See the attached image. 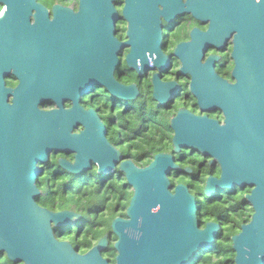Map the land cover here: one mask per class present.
<instances>
[{
	"label": "water",
	"instance_id": "obj_1",
	"mask_svg": "<svg viewBox=\"0 0 264 264\" xmlns=\"http://www.w3.org/2000/svg\"><path fill=\"white\" fill-rule=\"evenodd\" d=\"M116 0H80L73 16L67 14L65 26L58 23L59 14L51 23L47 40L51 44L56 72H73L75 90L89 86L105 88L113 98L123 102L136 99L135 86L119 84L114 72L119 52L131 48L127 60L137 67V59L148 63L147 51L154 65L153 54L160 49V29L156 5L159 0H126L123 19L128 23L129 40L118 43L116 24L120 19ZM165 7L172 0H160ZM217 22L237 32L234 71L237 85L214 77L194 60L191 70V92L203 112L221 110L225 123L207 116L191 115L180 110L171 120L173 153H161L147 167H138L125 160L107 139V129L95 110L83 111L78 106V93L72 97L69 112H40L36 103L39 94L15 95L8 104V91L2 81L13 72L21 78L19 88H36L40 31L33 22L34 12L41 11L36 0H0L5 11L0 15V253L13 264H108L101 253L107 249L108 236L86 255H79L68 242H59L54 229H64L81 215L71 210L51 212L37 204L40 191L35 188L40 169L51 151L72 153L75 163L61 161L60 166L74 175L87 173L98 163L99 175L108 176L117 168L133 189L126 218L116 217L111 229L117 264H190L199 251L210 249L216 242L218 224L199 220L196 196L187 186L172 185L170 175L179 170L175 154L183 149L211 158L220 168V177L208 176L203 195L228 190L252 188L247 203L254 210L251 222L241 227L232 238L235 264H264V0H216ZM137 35V41L135 37ZM148 36L144 43L142 36ZM82 38L85 44H81ZM67 41L70 44H62ZM148 44V45H145ZM72 51L70 52V48ZM203 52L201 47L198 52ZM67 52V54H66ZM201 57V56H200ZM67 62V64L65 63ZM185 66H187L185 64ZM45 70V69H43ZM169 85H158L155 78L154 99L159 108L172 99L162 95ZM68 96H45L58 105ZM44 97V96H43ZM33 99L34 105H28ZM80 132H75L79 128ZM186 173H191L186 169ZM141 234L139 239L137 235Z\"/></svg>",
	"mask_w": 264,
	"mask_h": 264
},
{
	"label": "flooded vegetation",
	"instance_id": "obj_2",
	"mask_svg": "<svg viewBox=\"0 0 264 264\" xmlns=\"http://www.w3.org/2000/svg\"><path fill=\"white\" fill-rule=\"evenodd\" d=\"M36 3L41 6V11L38 14L36 11L33 13V22L36 23L37 28L40 31L38 41V44L40 45V56L38 60L47 65L43 67V64H40L38 77L35 81L36 88L34 90L27 89L26 86L19 88L22 80L13 72L3 77L2 81L4 83V89L8 91L9 99L11 98L12 102H14L15 95L30 96L35 93L40 95L39 102L36 103L38 111L43 113L57 112L58 110L69 112L75 105L72 97L75 93H78L80 97L78 106L81 107L83 104L84 107H81L83 111L93 109L99 114L101 120L106 126L109 143L121 152L125 160H131L138 167L142 168L147 166H144L143 164L139 165L134 161V158L135 160H138L137 156L144 153L143 150L139 148L140 145L143 143L147 145L152 140L155 125L163 127V124H167L168 129L170 130L171 120L177 116L180 110H186L191 115L195 116H207L210 120L217 121L221 125L225 123L226 116L221 110L217 109L203 112L198 104V99L191 92L194 81L191 70L194 68L195 59L199 60L197 64L200 68L208 64L206 71L211 73L214 77L227 82L230 86H233V81H236L234 75L236 68V61L234 58L235 44H250L249 42L237 41V32L233 31L231 26L227 24H218L216 0H172L167 7H165V4H163L162 1H158L156 8L161 46L158 53L153 54L154 59L160 57L157 60V65H154L153 59L150 57V51H147L148 63L142 64L141 59L138 58L137 67L131 66L127 60L131 48L120 50L118 55L119 64L114 72L116 81L125 87L135 86L139 92L136 99L130 102H123L120 99L113 98L107 93L105 88H99L98 86L92 88L93 93L84 96V93L86 92L85 90L88 91L89 86H83L80 89L81 91H79V89L75 90L74 75L72 71L66 74L56 72L58 69V63H60L56 61L62 59L55 60L52 55L53 50L51 44L61 43L57 41H48V35L43 33V29L49 31V27L46 23L49 24L53 22L57 15L56 13L59 14L60 18L58 23L65 26V18L67 14L73 16L78 13L80 0H36ZM125 4L126 0H116L114 2V6L120 17L116 24L115 37L118 40V43L121 44H125L129 40L128 23L123 19ZM3 11H5V6L0 5V13ZM141 39L144 43L148 42V36L146 35L142 36ZM135 41H137V35ZM62 44L70 43L65 41V43ZM81 44H85L83 38ZM201 47H204V51L198 52ZM71 51L72 47L70 48V52ZM65 63L67 64V62ZM185 64L187 66H185ZM155 78L158 85H169L170 87V89L162 90L163 96L170 95L172 98L163 108H159V103L154 99ZM55 95L70 96L65 98L60 106L54 99L45 97ZM34 103L33 99H30L28 105H34ZM68 103H72L73 107L71 109L67 107ZM118 107L123 109L121 113L135 115L136 120L138 121L131 131L129 141L130 147H127V150L125 151H122L121 149L125 146L128 140L126 141L125 138H122V133L124 134V132H128L127 128L114 119L106 120L109 115L105 116V113L109 111L115 113ZM155 108L158 109L159 112L168 116V119L161 122L154 121L153 112ZM117 125H119L120 131L113 136L112 129ZM81 129L82 128L80 127L75 132H80ZM174 133L175 132L170 130L169 136L172 149L168 154L173 153ZM109 137H112V139H109ZM146 153H148V145ZM174 156L176 158V163L179 166V170L172 172L170 175L174 187L184 185L188 187L190 193L195 191L194 184L199 183V176L201 175L203 167L210 177H216V175H212L211 172H216V169L219 168V166L217 164L212 165L211 158L187 149L181 150ZM73 160H75V157L72 153H56L55 151H51L48 154L45 163H37V168L40 169L37 182L41 187L45 184L47 185V188L44 191H40V195L36 200L40 207L51 212H60L53 210V205H47L50 201H48V199L51 198V194L59 191L67 192L70 188L78 187V183L76 182H84L82 184L84 186L88 184L90 176H100L98 171L93 170L94 167L87 173L74 175L70 170L64 169L60 166L61 161L73 164ZM198 160H200V164L197 163ZM186 169H190L191 173H186ZM42 177H46V179L42 180ZM118 178H123L125 181L124 184L127 186V192H133V189L126 184V178L119 171V168H117L112 174L105 176L104 179H99L97 184L107 186L109 182L117 181ZM181 178L186 182L177 184L173 183L175 179L180 181ZM61 180L64 182L59 183ZM200 186H202L204 190L205 183L200 181ZM128 188L132 191H128ZM251 192L252 188H239L235 193L231 194V196H234L243 193L239 205L237 204L235 207L234 200H230L228 197V200H226V209L224 211L219 212L216 209L211 211L210 216L212 220L209 222H213L220 226L216 235V242L212 245V247L215 248L209 249L211 252L207 253L208 256L212 257V263L235 264L236 254L233 250L232 238L241 232L242 226L251 222L254 210L247 203L246 199ZM114 193V196L108 197L106 207H109L111 203L118 207L120 206L121 194L119 188L115 187ZM219 196L220 199L224 198L223 195ZM196 198L200 215V202L206 197H200L198 199L196 196ZM210 199L217 200L218 195L214 194ZM43 200L47 201L43 202ZM54 207L57 206L54 205ZM251 210H253L252 214H250ZM71 211L75 212L74 210ZM76 213L81 215L79 220H75L68 228L54 229V232L55 237L59 242H68L79 255L83 256L89 253L99 241H93V246L87 248L88 244L86 239H93L92 233H89L84 226V215L82 213ZM205 225H202V228H204ZM233 228L236 229L237 233L229 236L231 239V248H221L219 244L225 245V239ZM106 235L108 236V246L107 249L101 253V256L108 262V264H117L118 253L114 249L117 240L115 242L113 241L116 236L113 235L112 229L111 232ZM221 241H223V243H221ZM112 243L113 250L110 249ZM201 254L199 251L190 264H197V262L203 264L200 257ZM222 257H227V259H222Z\"/></svg>",
	"mask_w": 264,
	"mask_h": 264
},
{
	"label": "trees",
	"instance_id": "obj_3",
	"mask_svg": "<svg viewBox=\"0 0 264 264\" xmlns=\"http://www.w3.org/2000/svg\"><path fill=\"white\" fill-rule=\"evenodd\" d=\"M131 114L129 113H120L119 116L117 115H109L106 120L114 119L118 123L121 119L129 116ZM168 119V116L164 115L162 112H159L158 109H154L153 112V120L154 121H166ZM133 122L131 120H125V122L121 125L125 126L127 128V131L129 135L125 136L122 133V138L126 139L127 147H130V137H131V131L133 129L132 127ZM110 131V127H109ZM170 130L168 129L167 124H163V127L160 126H154L153 134H152V140L147 144L148 145V153H146L147 145L143 143L140 145V149L143 150L142 155H138L137 159L134 161L137 164H143L144 166H148L151 163L146 164V161H153L154 157L161 153H168L172 149L171 139L169 136ZM123 145V144H121ZM200 164V160L197 162ZM205 174L206 176H210L205 171L204 167L201 171V175L199 176V183L194 184L195 191L191 192V194L198 197H204L203 195L204 190L203 187L200 186V181H205ZM212 175H216V177H220L221 171L219 168L216 169V172H211ZM105 175L100 176H90L88 180V184L82 185L84 182H78V187L70 188L67 192L66 191H59L56 193L51 194V198L48 199V204L53 205V210L56 211H65V210H74L75 212L82 213L84 215L85 219V228L89 233H92L93 239H86L88 247L91 248L93 246V241L97 242L100 239H102L106 234H109L111 232V224L113 220L120 216V217H126V210L130 205L131 199L133 197V192H127V186L124 184L123 178H118L116 182L119 183V187H117L116 183L109 182L108 185H101L97 184V181L99 179H104ZM82 178V177H81ZM174 184H177L175 180L173 181ZM83 186V187H81ZM119 188L120 190V206L114 205L111 203L109 207H106V202L109 196H114V188ZM86 189H91L90 191H86ZM236 190H228L225 193H217L218 199H210L205 198L200 202L201 206V214L199 215V220L202 223V225H205L207 222L211 221L210 213L213 209L218 210L219 212H222L226 209L228 197L230 200H234L235 207L237 204L239 205V201L242 199V194L238 195H232V193H235ZM219 195H223V199H220ZM227 197V198H226ZM239 197V199H237ZM124 200V201H123ZM47 200H43L45 202ZM127 201V202H126ZM126 202V203H125ZM229 203V202H228ZM56 205L57 207H54ZM102 211H105L106 213L100 214ZM253 210H251L252 214ZM68 228V227H67ZM237 233L236 229L233 228L232 231L227 235V238L225 239V245H220L221 248H231V239L229 236L235 235ZM117 240L116 237H114V242ZM215 247H211L210 249H213ZM111 250H113V243L110 247ZM211 251L208 249H204L200 251V257L202 259L203 264H214L212 263V257L208 256L207 253H210ZM0 264H13L11 263L7 256L3 253H0ZM199 264V262H197Z\"/></svg>",
	"mask_w": 264,
	"mask_h": 264
},
{
	"label": "clouds",
	"instance_id": "obj_4",
	"mask_svg": "<svg viewBox=\"0 0 264 264\" xmlns=\"http://www.w3.org/2000/svg\"><path fill=\"white\" fill-rule=\"evenodd\" d=\"M261 2V0H256V3L257 4H259ZM50 6V5H49ZM237 63V62H236ZM238 81V80H237ZM233 84L234 85H237L238 83H236V81H233ZM9 105H13L14 103L12 102V99L10 98L9 99ZM67 107L69 108V109H71L72 107H73V105H72V103H68V105H67ZM81 107H84V105L82 104L81 105ZM123 111V109L122 108H117L116 109V111H115V113H112V112H106L105 113V116H107V115H117V116H119L120 115V113ZM125 120H131V121H133V124H132V127H135L136 126V123L138 122L137 120H136V116L135 115H129V116H127V117H125V118H123V119H121L120 121H119V124H123L124 122H125ZM120 131V128H119V125H117L116 127H114L113 129H112V134H113V136H115V134L117 133V132H119ZM124 135L125 136H127V135H129V133L128 132H124ZM109 139H112V137H109ZM137 143H139V142H137ZM122 151H125V150H127V145H125L122 149H121ZM55 159V158H54ZM73 163H75V160H73ZM146 164H148V163H151V161H146L145 162ZM100 169V165L97 163L95 166H94V171H98ZM207 177H205V179H206ZM42 180L43 179H46V177H42L41 178ZM64 181L63 180H61L59 183H63ZM175 182H177V183H181V182H186V181H184V179L183 178H181L180 179V181H175ZM113 183H116L117 184V187H119V183L118 182H116V181H113ZM35 188L37 189V190H39V191H44L46 188H47V185L45 184L43 187H41V185L38 183V182H36L35 183ZM91 189H86V191H90ZM243 195V194H242ZM237 199H239V197H237ZM140 235L141 234H138L137 235V239H139V237H140ZM70 238V237H69ZM221 243H223V241H221ZM222 259H227V257H222Z\"/></svg>",
	"mask_w": 264,
	"mask_h": 264
},
{
	"label": "rangeland",
	"instance_id": "obj_5",
	"mask_svg": "<svg viewBox=\"0 0 264 264\" xmlns=\"http://www.w3.org/2000/svg\"><path fill=\"white\" fill-rule=\"evenodd\" d=\"M205 177H207V176H205ZM208 179V177L205 179V181L204 182H206V180ZM175 181H177V179H175ZM76 183H78V182H76ZM76 183H74V184H76ZM128 191H132L130 188H128ZM103 213H106L105 211H102L100 214H103Z\"/></svg>",
	"mask_w": 264,
	"mask_h": 264
},
{
	"label": "snow or ice",
	"instance_id": "obj_6",
	"mask_svg": "<svg viewBox=\"0 0 264 264\" xmlns=\"http://www.w3.org/2000/svg\"><path fill=\"white\" fill-rule=\"evenodd\" d=\"M4 15V14H3ZM3 15H0V16H3Z\"/></svg>",
	"mask_w": 264,
	"mask_h": 264
},
{
	"label": "bare ground",
	"instance_id": "obj_7",
	"mask_svg": "<svg viewBox=\"0 0 264 264\" xmlns=\"http://www.w3.org/2000/svg\"><path fill=\"white\" fill-rule=\"evenodd\" d=\"M175 134V133H174Z\"/></svg>",
	"mask_w": 264,
	"mask_h": 264
}]
</instances>
